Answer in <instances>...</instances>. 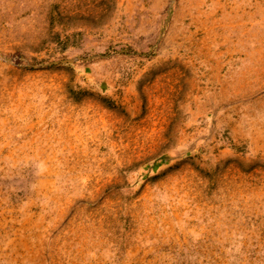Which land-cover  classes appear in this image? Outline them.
I'll list each match as a JSON object with an SVG mask.
<instances>
[{
  "label": "rangeland",
  "instance_id": "rangeland-1",
  "mask_svg": "<svg viewBox=\"0 0 264 264\" xmlns=\"http://www.w3.org/2000/svg\"><path fill=\"white\" fill-rule=\"evenodd\" d=\"M0 264H264V0H0Z\"/></svg>",
  "mask_w": 264,
  "mask_h": 264
},
{
  "label": "water",
  "instance_id": "water-1",
  "mask_svg": "<svg viewBox=\"0 0 264 264\" xmlns=\"http://www.w3.org/2000/svg\"><path fill=\"white\" fill-rule=\"evenodd\" d=\"M75 59H63V60H56V61H52L50 64H58L60 62H64V63H68V62H74Z\"/></svg>",
  "mask_w": 264,
  "mask_h": 264
},
{
  "label": "trees",
  "instance_id": "trees-1",
  "mask_svg": "<svg viewBox=\"0 0 264 264\" xmlns=\"http://www.w3.org/2000/svg\"><path fill=\"white\" fill-rule=\"evenodd\" d=\"M157 166H158V163H155V164H154V169H155Z\"/></svg>",
  "mask_w": 264,
  "mask_h": 264
}]
</instances>
